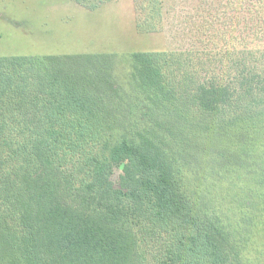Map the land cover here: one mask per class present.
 I'll return each mask as SVG.
<instances>
[{"label": "trees", "instance_id": "1", "mask_svg": "<svg viewBox=\"0 0 264 264\" xmlns=\"http://www.w3.org/2000/svg\"><path fill=\"white\" fill-rule=\"evenodd\" d=\"M132 4L137 32L164 29L166 0ZM208 7L198 43L127 54L125 86L113 52L0 56V264H264L246 252L264 224V0ZM229 178L247 185L226 209Z\"/></svg>", "mask_w": 264, "mask_h": 264}, {"label": "rangeland", "instance_id": "2", "mask_svg": "<svg viewBox=\"0 0 264 264\" xmlns=\"http://www.w3.org/2000/svg\"><path fill=\"white\" fill-rule=\"evenodd\" d=\"M210 1L203 5L200 0H166L164 29L142 34L134 27L132 0H117L95 11L71 0H0V56L113 52L118 56L115 77L125 86L124 57L137 50L186 49L198 43L199 35L191 27L207 18ZM195 11L202 18L194 17ZM118 174L115 170L114 180ZM229 180L216 182L214 188L216 201L226 209L236 205L231 198L240 197L247 185L244 179ZM246 252L249 259L259 253L264 259V224L259 223Z\"/></svg>", "mask_w": 264, "mask_h": 264}]
</instances>
